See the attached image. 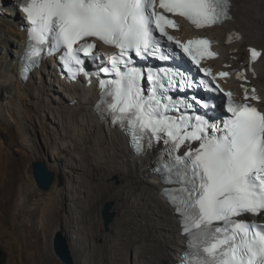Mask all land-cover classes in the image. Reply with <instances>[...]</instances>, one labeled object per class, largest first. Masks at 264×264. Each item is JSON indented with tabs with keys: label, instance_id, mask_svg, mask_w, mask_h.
<instances>
[{
	"label": "snow or ice",
	"instance_id": "6c2138e0",
	"mask_svg": "<svg viewBox=\"0 0 264 264\" xmlns=\"http://www.w3.org/2000/svg\"><path fill=\"white\" fill-rule=\"evenodd\" d=\"M155 8L156 0H23L20 11L29 26L26 62L36 67L44 55L60 53L61 67L71 77H90L84 58L102 59L90 38L118 49L110 67L105 63L97 69L113 77L99 79L102 99L111 98L104 110L130 136L137 155L163 145L155 171L188 238L181 264H264V223L238 219H264V111L248 102L259 97L245 89V102L235 103L231 93H224L231 116L217 124L206 118L215 107L208 98L195 92L191 98L170 95L205 86L219 90L218 84L212 87L211 71L199 68L214 53L206 39L181 43L168 34L176 24ZM159 8L196 28L230 18L229 0H159ZM177 48L211 79L198 82L170 67L145 71L135 64L134 58L168 61ZM259 56L251 50L253 60ZM227 75L221 72L219 78ZM193 142L199 143L193 147Z\"/></svg>",
	"mask_w": 264,
	"mask_h": 264
},
{
	"label": "bare ground",
	"instance_id": "6f19581e",
	"mask_svg": "<svg viewBox=\"0 0 264 264\" xmlns=\"http://www.w3.org/2000/svg\"><path fill=\"white\" fill-rule=\"evenodd\" d=\"M4 1L6 3L0 0V51L5 52L6 60H0V98H4V91L11 90L10 96H5L11 102L6 106L0 104V112L6 108L8 110L9 105H13L12 109L15 111L19 100L25 109L26 122L33 124L36 118L30 113L32 106H41L39 103L45 101L47 92L55 86L46 85L45 77L47 69L51 74L54 73L53 62L43 63L42 69L36 70L28 80L22 77L21 63L26 37L22 30L23 16L16 6L22 0ZM238 2L242 4L241 18L238 19L237 16L235 20V16L232 21L208 31V34L188 29L183 23L178 33L185 38L201 34L218 39L223 54V59L214 63L218 68H223L233 56L242 60L248 46L264 50V0H237ZM238 24L244 29H238ZM8 30L14 36L11 40L7 35ZM232 32L241 34L242 39L233 45H226V37ZM247 42L249 43L246 44ZM3 46L6 47L5 51ZM223 46L226 52H223ZM234 51H238V54L235 55ZM255 71L257 78L254 83L259 85L262 95L260 106L264 111V52L259 63L255 65ZM51 82L57 83L60 88L58 91L64 93L61 106L51 107L56 113L57 121L54 122H59V127L52 134L48 131L46 120L41 119L39 130L48 146L54 145L57 150L67 151V161L64 162L63 157L57 154L54 158L62 164L70 181L64 188L54 185L47 196L38 198L39 188L25 175L28 161L26 153L28 150L34 152L35 149L26 134L29 131L17 129L11 135V146H17V141L21 138L24 149L18 150V158L9 164V180L5 188L0 189V207L5 209L8 216H13L14 208L18 207L22 227L26 232L31 230L30 234H25L29 240L28 248L31 251L37 250L38 258L27 260V264H59L51 243L53 230L59 222L61 224L57 230L62 229L68 235L75 264H177L185 250L186 241L179 218L162 194L164 184L161 177L154 171L158 166L157 154L160 153V148L137 155L132 151L123 132L101 122L94 110V105L99 100L96 87L89 88L82 83L67 85L58 78ZM228 87L237 91L239 86L230 81ZM26 92L29 95L26 96ZM67 138H72L74 144L64 143ZM21 168H24L23 172ZM94 168L99 170L96 185L87 182L83 177L84 173L91 172ZM112 175H117L119 185L110 179ZM83 192L88 195V200L84 203L89 226L87 244L79 238L78 228L75 227L81 219L73 216L80 209L79 202H83ZM9 195L12 198L9 199ZM107 200L116 202L115 210L120 215L109 234L104 233L100 216H95L97 209L100 212V206ZM70 201L76 204H71L68 208ZM63 212L66 215H62ZM116 226L118 228H114ZM135 246L137 250L134 255Z\"/></svg>",
	"mask_w": 264,
	"mask_h": 264
},
{
	"label": "rangeland",
	"instance_id": "374dc122",
	"mask_svg": "<svg viewBox=\"0 0 264 264\" xmlns=\"http://www.w3.org/2000/svg\"><path fill=\"white\" fill-rule=\"evenodd\" d=\"M234 4L237 7L235 8V6H234L233 13H234V17L236 16L235 20H237V16H238V19L241 18L240 8H241L242 4H240L239 2L237 3V0L234 2ZM8 18H10V15H8ZM238 26H239L238 29H244L239 24H238ZM188 29H190V28H188ZM7 35H8V38H10V40H11V38L14 37L13 34L9 30L7 32ZM215 35H218V34L215 33ZM218 42H219V49L222 52V47L220 46V41L218 40ZM249 42H247L246 44H248ZM253 44H256V43L254 42ZM259 45L263 46V44H259ZM3 47H4V51H5L6 47L5 46H3ZM226 51H225V47L223 46V52H226ZM244 52H245L244 57L241 58L242 60L240 62H246V57H247L246 49ZM4 53L5 52L0 51V60H3V61L6 60V56ZM222 58H223V54H222ZM3 61H1V62H3ZM45 77H46V81H47L46 85H48L50 87H53L54 85L55 86L47 92V95L45 96V101L43 103L42 102L39 103V104H41V106H39V105L38 106L37 105L32 106L30 113L32 116L35 115V118H36L34 121L32 120L33 124L26 122L27 119H26L25 109L23 108L24 107L22 105L23 103L19 100H17V103H16L17 104L16 106L18 109L14 108L15 111H13V109H12L13 105H9L8 110H6L7 109L6 108L3 110V112H0V189L1 190H3L5 188L8 180H9V175H8L10 173V169H9L10 165L9 164L16 161V159L18 158L17 157L18 150L24 149L23 139H21V138L18 139L17 146H14V147L11 146L12 145L11 140H10L11 135H13L17 129H23V130L29 131L26 134L28 135V139L32 141V145L35 149L34 152L28 150V152L26 153L28 161L25 165V170H26L25 175L30 177L32 179V181L36 184V186L39 188L40 191H39L38 198H41L43 196H47L48 193L54 187V185H56L58 188H64L66 186L67 182L70 181V178L68 177V175H67L65 169L63 168L62 164L60 162H57L54 158V155L57 154L58 156L63 157L64 162L67 161V159H69L67 151H64L63 149L57 150L54 145L48 146L44 141V138H43L41 131L39 130L41 127L40 121L42 119L44 121L46 120V123L48 124V129H49L48 131H51L52 134L56 132L55 129H57L59 127V124H58L59 122L58 123L54 122L57 118H55L56 113L53 111V109L51 107L55 106V105L61 106V101L64 98L63 97L64 93L58 91L60 89L58 87V84L57 83L52 84L51 80L55 79L57 77L54 74H51L49 72V69L46 70ZM38 81H39V77H38ZM10 93H11V90H9V92L4 91V98L3 99L0 98V104L6 106L8 102H11V100H6V98H5V96L9 97ZM27 95H29L28 92H26V96ZM1 109L2 108L0 107V110ZM12 111H13V113H12ZM23 125H25V126H23ZM33 125H35V126H33ZM52 125L54 128L52 127ZM30 129H32V130H30ZM32 132H34V133H32ZM36 134H37V136H36ZM72 141H73L72 138H67V140H64L63 142L67 143V144L71 143L73 145L74 143H72ZM37 161L46 162L49 170L54 172L56 175L55 182L49 191H45L37 185V182H36L35 177H34V168H33L34 162H37ZM21 170H22L21 172H23L24 168H21ZM98 173H99V170L94 168V170H92L91 172H87L86 174L84 173L83 177H84V179H86L87 182L90 181V182H92V184L96 185L98 183V180H96L98 178L97 177ZM61 177L64 179L63 185L60 184V178ZM78 177L81 178V176H78ZM110 179L115 181L116 185H119V180H118L117 175H112V177H110ZM18 188L20 190V186ZM83 191L87 192L85 189H83ZM84 192L81 195L83 202H79V204H78V207L81 210L77 209L76 215H73V216L81 219L79 222H77L75 224V227L78 228L77 231H78L79 238L82 240V242L87 244L88 237L86 235H87V231L89 230V226L86 222V221H88V215H87L86 210L84 209V203L87 202L88 195H87V193H84ZM8 198L9 199L12 198V195H9ZM108 203H113L112 212L115 213V217H114L113 223L107 229L105 227L104 220H103V211H104L105 206ZM71 204H76V203L75 202L73 203L70 201V202H68L67 207L68 208L71 207ZM115 208H116V202L114 200H107L105 203H103L102 206H100V212L98 211L99 209H97V211H96L95 216L96 217L100 216V220L103 222V229H104L105 234L111 233L112 228L116 223V220L120 216L119 213L115 210ZM78 210H80V211H78ZM4 211H5V209L0 207V248L5 252V254L7 256L5 264H27L28 261L36 260L38 258V251L37 250L31 251L28 248L29 240L27 239L25 234H27V233L30 234L31 230L28 229L26 232V230L22 227L21 219L19 217V213H20L19 208L18 207L14 208L15 214L13 216H8L7 212L6 211L4 212ZM62 215H66V212H63ZM59 224H61V222L58 223V225L56 226V228L53 230V233H52L51 243H53V244H54L53 240H54L55 232H56L57 228L59 229V227H58ZM114 228H118V227L116 226ZM33 240H36V238H34ZM99 242L101 243V241H99ZM53 244H52V246H53ZM53 249H54V246H53ZM136 250H137V247L135 246L134 247V255H135ZM54 256L56 257V260H58L59 264H63L62 261L56 256L55 252H54ZM48 264H53V263H48Z\"/></svg>",
	"mask_w": 264,
	"mask_h": 264
},
{
	"label": "water",
	"instance_id": "95a60500",
	"mask_svg": "<svg viewBox=\"0 0 264 264\" xmlns=\"http://www.w3.org/2000/svg\"><path fill=\"white\" fill-rule=\"evenodd\" d=\"M34 177L37 185L45 190L49 191L56 179L54 172L50 171L46 162H34ZM60 184H64V179L60 178ZM113 203H108L103 211V220L105 227L108 229L114 221L115 213L112 212ZM54 252L56 256L62 261L63 264H75V257L72 253L70 239L68 235L62 230H57L54 236ZM6 254L0 248V264H5Z\"/></svg>",
	"mask_w": 264,
	"mask_h": 264
}]
</instances>
